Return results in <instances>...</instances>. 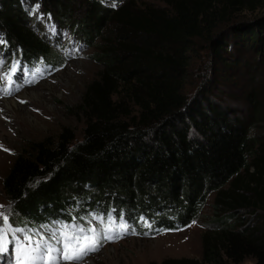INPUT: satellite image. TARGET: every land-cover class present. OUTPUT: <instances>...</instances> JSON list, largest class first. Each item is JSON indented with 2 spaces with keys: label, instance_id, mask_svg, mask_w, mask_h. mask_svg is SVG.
I'll return each instance as SVG.
<instances>
[{
  "label": "trees",
  "instance_id": "1",
  "mask_svg": "<svg viewBox=\"0 0 264 264\" xmlns=\"http://www.w3.org/2000/svg\"><path fill=\"white\" fill-rule=\"evenodd\" d=\"M48 1L71 15L70 0ZM24 2L0 0V50L39 74L53 48ZM85 2L79 32L103 69L80 105L82 137L65 127L29 141L5 175L19 232L46 242L49 229L84 226L90 214L107 222L111 212L116 227L123 213L127 234L156 236L188 227L217 192L201 264H264V158L248 171L247 114L264 117L262 89L238 81L248 57L264 60V0Z\"/></svg>",
  "mask_w": 264,
  "mask_h": 264
},
{
  "label": "rangeland",
  "instance_id": "2",
  "mask_svg": "<svg viewBox=\"0 0 264 264\" xmlns=\"http://www.w3.org/2000/svg\"><path fill=\"white\" fill-rule=\"evenodd\" d=\"M143 1L161 4L159 0ZM24 4L30 16L36 21L37 28L33 29L39 30L40 35L43 31L50 41L54 58L44 62V70L36 74L26 68L21 60L0 50V60L3 61L0 65V76H2L0 78V206H3L0 207V212L8 216V223L13 229H17V216L13 213L11 201L3 189V180L15 157L24 149L27 142L40 140L47 135H57L65 127L71 128L80 139L85 123V115L80 105L88 84L96 79L103 69L92 40H85L79 32L80 24L83 22L82 14L86 9L85 0H70L71 15L66 18L48 0H28ZM106 4L113 6L115 3L106 1ZM0 40L6 42L3 32L0 34ZM247 59L250 60L248 62L250 66L238 77L240 79L238 81L244 80L245 86L251 85L256 89H262L260 98L264 105V60L258 62L253 55ZM206 62V57L199 58L192 65V70L196 73ZM14 63L15 71H12L10 66ZM252 75H255L254 81ZM194 89V85L186 86L188 93ZM247 114L250 115L248 120L253 147L248 171L256 173V161L264 158V117L260 120L258 114L251 108ZM261 114L264 116L263 112ZM260 163L263 164V161L261 160ZM248 171L244 173V182L251 181ZM216 196L217 192L210 193L195 221L177 231H167L156 236H140L122 233L121 229L113 225L109 233L113 235V239L101 240V246L97 251L85 256L82 264H201L204 235L212 223L216 222L214 207ZM247 196L252 198L249 193ZM240 214L245 221L256 222V216L252 212L241 211ZM82 222L84 229L95 228L103 235L104 225L99 219L91 217ZM107 222L104 221V224ZM78 227L67 229L69 239L72 233L83 235L77 231ZM60 230L61 228H58L56 231L57 236L60 235ZM114 230L116 232H113ZM24 236L25 234L19 231L7 232L6 250L0 251V257L6 262L9 261L12 243L20 246L24 244L26 248L36 247L34 242L29 244ZM11 237L12 242L9 240ZM30 237L33 241L40 240V246L45 243L42 242L44 238L41 239L44 237L43 233H36ZM46 242L59 247L55 240L48 239ZM26 255L30 254L26 253ZM254 263V259L247 258L241 264ZM62 264H74V262L63 261Z\"/></svg>",
  "mask_w": 264,
  "mask_h": 264
},
{
  "label": "snow or ice",
  "instance_id": "3",
  "mask_svg": "<svg viewBox=\"0 0 264 264\" xmlns=\"http://www.w3.org/2000/svg\"><path fill=\"white\" fill-rule=\"evenodd\" d=\"M115 7V4H113ZM0 43H3L0 40ZM18 63V62H17ZM3 64V61L0 60V65ZM12 71H15V63L10 66ZM2 78V76H0ZM3 207V206H0ZM114 211V210H113ZM94 219H99L103 227V235L100 231H97L95 228L84 229L83 226H79L77 231L83 233V235H76L75 233L71 234V239H69V234L67 229L73 227L67 224L61 225L60 235L57 236L56 231L49 229L51 235L48 237L49 240H55V245H50L47 242L41 247V241H33L32 237L25 236L24 239L31 243H35L36 247L32 248L31 251L38 253V255H26L25 254V245L21 244L20 246V259L19 264H37L38 261H43L45 258L48 260V264H62L63 261L74 262V264H82L83 258L87 256L90 252H95L101 246V240H111L113 235L109 233L112 231V226L115 224V218L112 216V213H108V222L104 224V217L101 215L96 217L94 214ZM121 223L118 225L120 229H123L124 233H128L129 226L123 222V213L120 216ZM143 219V217H141ZM89 223H91L89 221ZM150 226V225H149ZM47 227V226H42ZM12 231H24L22 229H13L12 226L8 223V216L5 213L0 212V251H4L6 244V233ZM132 234H135L134 232ZM119 238V236H117ZM43 239V237L41 238ZM55 253L56 255H53Z\"/></svg>",
  "mask_w": 264,
  "mask_h": 264
}]
</instances>
